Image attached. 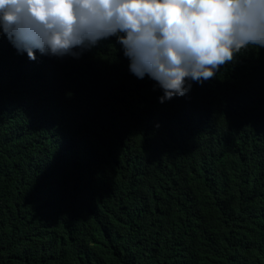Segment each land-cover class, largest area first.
I'll use <instances>...</instances> for the list:
<instances>
[{
	"label": "trees",
	"instance_id": "16d2710c",
	"mask_svg": "<svg viewBox=\"0 0 264 264\" xmlns=\"http://www.w3.org/2000/svg\"><path fill=\"white\" fill-rule=\"evenodd\" d=\"M74 51L0 38V264H264V48L163 103Z\"/></svg>",
	"mask_w": 264,
	"mask_h": 264
},
{
	"label": "clouds",
	"instance_id": "9594fccd",
	"mask_svg": "<svg viewBox=\"0 0 264 264\" xmlns=\"http://www.w3.org/2000/svg\"><path fill=\"white\" fill-rule=\"evenodd\" d=\"M30 60L79 57L116 37L137 78L161 103L216 77L250 48H264V0H0V38Z\"/></svg>",
	"mask_w": 264,
	"mask_h": 264
}]
</instances>
